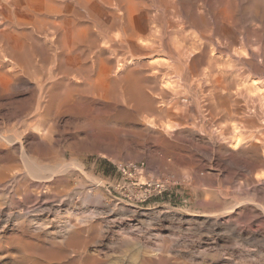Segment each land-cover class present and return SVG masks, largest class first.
Masks as SVG:
<instances>
[{"label": "rangeland", "instance_id": "obj_1", "mask_svg": "<svg viewBox=\"0 0 264 264\" xmlns=\"http://www.w3.org/2000/svg\"><path fill=\"white\" fill-rule=\"evenodd\" d=\"M228 1L229 0H198V1L197 0H187V1L186 0H181V1L177 0L178 5L180 6V10H179L180 14L181 15L183 14V16L190 14L189 18L196 20L198 22V25L196 27H193L194 29L190 28L187 31H185L186 29L185 30L181 29V30H179V32H181V34H179V36H177V37H175V35H176L175 34L174 36H172V38L173 37L175 39L178 38L177 40H179L180 39L179 37L181 36V39L183 40L184 34H185V36L186 35L191 36V34H193L191 37H188V38L191 40H192V38L196 39V36L200 37V35H199L200 33L197 32L198 31L197 28H199V25L201 26L206 22L205 25H208L209 26L208 30H210L208 33V39L210 38L209 41L215 43V41H217L219 36L222 35V37H225L224 42H227L233 46L235 45L233 47V49H232V47H226L225 45H222L223 47L220 48V53H221V57H222L221 60L224 59L225 63L226 62L228 63L226 65L224 63V60H223V62L221 63L222 66L226 65L227 69L229 67V69L228 70L226 69V70H227V73H231L230 70L232 68H234L235 65H238L239 68L241 69V70L239 69L240 73H242V74L240 77L241 79L240 78L238 79L239 81L228 82L229 81L228 80V81H226V84H224L223 82H225V79H220L218 77H215V76H218V74L215 75L214 78H212V79H211V77L208 80L203 79L202 74L204 73V70L207 69L206 64H204L206 67L205 66L203 67L204 62L198 63L197 64L198 66L195 65L196 67H195L194 71H192L191 68L190 69L188 68L189 70L187 69L184 72L183 71L184 65H183L182 60L174 59V60L170 61L168 59L170 62H166L167 58H164V57L160 58V59H162L161 61L165 60L164 62L167 63V65L172 63L170 65L173 66V69L168 72L169 73L168 78H170L172 83L171 82H165V83L164 82H157V83L145 82L146 83L145 89H147L148 92L150 91L151 94L153 92V94L151 95V94H149L150 92L148 93L146 91L148 93V95L153 97V99L156 101V103L159 101L157 103L159 110H160V108H161V110L164 108L161 111L162 113H160V115L161 114L164 115V116L161 115V118L163 117V119H162L160 124H163V125L164 124H170V125L174 126V122H175L176 125L174 126V129L171 132L172 138L171 137L169 138L170 135L164 133L165 131L163 132L162 128L160 130L150 129L149 134L150 133H152V134L149 135L147 132H144V131L141 132L140 131V128H141V130L143 129L142 126H140V127L137 126L136 128H138V129H135V126L129 125V126H127L128 128L126 127V129H125V133H123L119 136L116 135L115 137H112V139H110L111 140L110 142H107V143L102 142L101 135H99V131L97 130V125L99 123V119L102 120L104 118L107 119L109 117L108 120L115 121V120H118L119 118H121V116L123 114L122 111H124L126 108L125 103L123 104L121 101V100H123L122 98L120 99V102L117 103L118 106L116 104H113V103L111 106H106V105H104V103L101 104V99H98V97H84V99H82L81 103H79L76 107L71 108L69 110H67L66 108H63V109H59V110L56 109V110L48 111L44 115L45 116L44 120H46V121H42L40 123L39 122L37 123V126L38 125L42 126V124H44V122H46L42 127L47 129V132L45 131V134L47 133L46 134L47 136L45 137V139H46L47 145L48 146L50 145V146L48 147L49 149H47L43 152L44 156L47 158L49 156L48 159H57L58 157L66 154L67 156L65 155V158L68 161L69 160L75 161L80 166V168H72V169L68 170V172L63 177H61L60 179H57V180H59L58 182L61 185H58V182H56L54 185H52V188H49L47 190V193L44 194L45 196L48 197V198L46 197V199H45L47 203L43 199L41 201L43 204L40 201L38 202V200H37L38 196L39 195L41 196L40 191H42L38 186H35V187H38L40 190L39 189L37 190V188H35V187L34 188L32 187L30 189V191L32 189H34V191L36 190L35 192L27 191L28 192L27 193L26 191L22 190L25 188L26 184L28 185L30 183H34V182H32L34 180H32L31 176L27 172H24V171L21 172L20 171L22 169L21 167L19 169H17L16 172H15V170L13 171V173H12V171H10V174L8 171L6 173L5 170L0 169V185H1L0 186L1 187L0 188V210H1L0 211V213H1L0 214V218H1L0 219V223H1L0 228L2 229V230L0 229L1 230V232H0V248L2 249V250L0 249V264H5V263L6 264H21V262L24 264H29L28 260H35L36 257H38L36 259V261L37 260H41V261L45 260L44 261L45 264H48V263L49 264H55V263L56 264H60V263L61 264H79V263L85 264L87 260L90 262H93L94 264H104V263H106V264H124V263L125 264H128V263L133 264V262L137 261V259L140 261L139 262L137 261L134 264H143V263L144 264H156L155 262H157V264L158 263L159 264H164V263L167 264L168 262H169V264H234V263L235 264H240V263H242V264L243 263H245V264H264V245H263L264 244V213H261V211L264 212V200H263V198H264L263 197L264 196V161L262 160V158H264V151H263V148H264V139H263L264 138V115L262 114V112L264 113V103L262 102L263 101L262 99H264V93H263L264 92V70H263L264 64L261 65V63H263L262 61H264V54H263V52H264V40H263L264 39V37H263L264 36V0H230L229 1L230 3ZM197 4H198V6H197ZM199 5H202V6L199 7ZM192 6H193V8L195 7L197 9V10L195 9L196 12H199L200 15L202 14L201 16L205 15V20L202 19L204 22L201 19H199V17L196 14H194L195 10L190 12ZM220 9H222V11ZM184 11L187 14L184 13ZM205 11L207 13H203ZM223 11H224V13H223ZM218 12L223 13L224 16H222V17H225L224 18L225 20L227 19L226 21L221 23L222 25L217 24V21L219 18ZM195 15H196V19H195ZM219 16H221V14ZM174 20L175 19H173L172 23H174V22L176 23V20L175 21ZM230 22H231V24H228ZM234 26H235V28L233 29ZM183 31H184V33H183ZM218 31L220 34L218 33ZM224 32H225V34H224ZM228 37H229V39H228ZM238 38H241V39H238ZM200 39H202V38H200ZM205 40H207V39H205ZM240 40L242 41V43L238 42ZM236 42L239 45L241 44L243 46L237 45ZM251 47L253 50L254 49H257V50L253 51L251 49ZM253 47H255V48H253ZM234 49H236V50H234ZM222 50H223V52H222ZM215 51L212 52V50H210V52H211L210 54L212 55V53H213V55L218 56L219 54L217 53V51L215 53ZM249 51L250 52L253 51L252 52L253 54L254 53L259 54V55H257V58L259 60L258 59L255 60V65L250 63L253 61V59L251 58L253 54L250 53ZM234 52H237V55ZM240 52L242 55L240 54ZM242 52H244L245 54ZM229 53L231 56L234 54L233 57H231L229 55ZM225 54L229 55V59H227L228 55L226 56ZM245 55H246V57H249V60L247 58H245ZM240 58L241 59L244 58V60L241 61ZM250 58H251V60H250ZM246 59L248 61H246ZM50 60H51V62H50ZM179 61L181 62V64ZM33 63H35V64H33ZM33 63H32V65H31V67L27 73H21L17 76V78H14V85L15 86L13 87V91L15 90L14 91L15 94H17V95L14 94V99L19 102V106H21L23 104V102L26 100V102L24 104H27V102H29L28 105L30 104V106H31L30 107L31 113H32V115H35L36 109H34V108H36L35 103L37 100V89H36L35 85L40 83V82L37 83L36 81L37 80L41 81L43 78H44L43 80L50 79L52 77V71L51 70L53 69L55 62H54L53 56L51 54V51L46 50V53L44 55L40 53L39 55H37V57H34ZM165 63L163 65H166ZM173 63L174 64L176 63V64L173 65ZM223 63H224V65H223ZM39 64L41 66L40 70H39V67H40ZM49 65H51L50 66L51 70L47 69V68H49L48 67ZM229 65H232L233 67L232 66L230 67ZM244 65H245V68H243ZM174 66H175V68H174ZM181 66H183V67L181 68ZM204 68H206V69H204ZM256 68L257 69L260 68L259 69L260 71H258V70L256 71ZM41 70L43 72H41ZM173 70H175V71H173ZM171 71H172V73H171ZM36 72H37V74H36ZM174 72H177V73H174ZM179 72L181 75L179 74ZM247 72L251 73V74L249 73L250 77L247 74ZM258 72H259V74H258ZM170 74H172V75H170ZM254 74H255V76H254ZM20 75H22V76H20ZM177 75L179 77H181L182 79L177 77ZM200 75H201V77H200ZM246 75H247V77H246ZM19 77H20V79L18 80ZM22 78L25 79V81L22 80ZM28 78H29V80H28ZM33 78H34V80H33ZM197 78H198V80H197ZM247 78L249 80H247ZM3 79L5 80L6 78L2 77L0 79L1 83L13 81L11 79H9V80L6 79L7 81L6 80L4 81ZM175 80H178L179 82H176ZM183 80H185V81H183ZM204 80H206L207 82L206 81L203 82ZM251 80H253V81L251 82ZM191 81H193V82H191ZM246 81H248V82H246ZM197 82L198 83L200 82L199 83L201 86L200 88H199V84ZM159 83H161L162 85L161 84L159 85ZM182 83H183V88L181 86ZM210 83H211V85H210ZM230 83H232V84H230ZM233 83H234V85H233ZM46 84H49V82H46ZM170 84L172 85V87ZM177 84L179 87H177ZM235 84H237V85H235ZM25 85H26V87H24ZM166 85H168V86H166ZM197 85H198V87H196ZM238 85H239V87H238ZM163 86H165V88ZM169 86H170V88H167ZM174 86H176V87H174ZM160 87L161 88L163 87L162 89H164L166 92L162 91V89ZM19 88L21 91L23 90L22 93L19 90ZM59 88H61V89H59ZM59 88L57 89L58 91L56 90L57 92H59V93L64 92V90H65L64 87L60 86ZM166 88L169 91L166 90ZM171 88H173L172 89L173 91L171 90ZM198 88H199V91H198ZM176 90H177V92H176L177 94L174 93V97H173L172 96L173 92H175ZM207 90H209L210 92L212 91V92L209 93ZM234 90H236V91H234ZM16 91L18 93H16ZM158 92L161 94L160 95L155 94ZM197 92H199V94L200 93L201 94L203 93V94L202 95L200 94V96H199V94H197ZM239 92L242 93V95H241L242 97L241 96L238 97ZM168 93H171V94H168ZM179 93H181V94H179ZM234 93H236V94H234ZM154 94H155V96H153ZM185 94L186 95L188 94V95L186 96ZM176 95H178V96H176ZM203 95L206 97L204 98ZM217 95H219V96L217 97ZM227 95H228V97H227ZM235 95H237V96H235ZM262 95H263V98L261 97ZM26 96L27 97L32 96L31 97L32 101H30L29 97L27 98ZM167 96H169V98ZM201 96L204 98V100ZM257 96H258V98H256ZM23 97L26 99H24ZM175 97L176 98L179 97L181 99H175ZM182 97H183V100H182ZM212 97L214 98V100H212L213 99ZM250 97L252 98V100ZM170 98H172V99L170 100ZM218 98H220V99H218ZM248 98L251 100L253 106L251 105V102L250 103L248 102V101H250V100H248ZM167 100H169V101L166 103ZM231 100L233 101L232 103H231ZM246 100H248V101H246ZM88 101L89 102L91 101V104ZM164 101H165V103H164ZM212 101H214L215 104L217 103L219 105H217V104L214 105V103ZM229 101H230L231 105L228 104ZM20 102H22V104ZM170 102H171V104H170ZM203 102H204V104L205 103L206 104L204 105ZM247 102H248V104H246ZM95 103L98 105V107L96 106ZM196 103H197V105H196ZM220 103H221V105H220ZM89 104L93 107L89 106ZM163 104L165 105V107L166 106L167 107L165 108L164 106H162ZM166 104H168V105H166ZM79 105H81V106H79ZM169 105H170V108H169ZM176 105H178V106H176ZM183 105H185V106L189 105V106L183 107ZM225 105H230V106L226 107ZM103 106H104V108H103ZM123 106H125V107H123ZM175 106L179 109H176ZM181 106H182V108H181ZM174 107H175V109H174ZM249 107H250V109H249ZM227 108H229V109H227ZM251 108H252V110H251ZM114 109L117 112H115ZM201 109H202V111H201ZM230 109L232 111H230ZM243 109H244V111H243ZM112 110H113V112H112ZM225 110H227V111L229 110V111L227 112ZM33 111H34V113H33ZM173 111H176V112H173ZM180 111H181V113H180ZM240 111L243 113H241ZM177 112H179V113H177ZM3 113H2V115H3ZM93 113H95V114H93ZM230 113H232V114H230ZM48 114L52 118V120L50 119ZM68 114H69L70 119L67 116ZM223 114L225 115V119H223L224 118ZM240 114H241V116H240ZM2 115L0 112V116H1L0 117L1 118V120H0L1 121L0 122L1 123L0 134L9 133L8 129L6 128L7 125H5L6 124L5 118H3L4 115H3V117H2ZM59 115H60V117H58ZM90 115H91V117H90ZM181 115H183V116H181ZM202 115L206 116V117H202ZM220 115L221 116L223 115V116L221 117ZM233 115H236V117ZM105 116H107V117H105ZM231 116L233 119H229V118H231ZM72 117L74 119L76 118L75 121L74 120L71 121ZM97 117H99V118H97ZM55 118H57L56 121H55ZM58 118H60V119H58ZM95 118H97V119H95ZM165 118H167V119H165ZM203 118H205V119H203ZM66 119H69L70 121L66 120ZM96 120H98V121H96ZM196 120H198V121H196ZM64 121L66 123H63ZM223 121L225 122V125H224ZM228 121L231 124L233 122L234 123L231 125L230 123H228ZM49 122L51 125H47V123L49 124ZM56 122H58V124ZM59 122H61V123H59ZM70 122H71V124H70L71 126L68 125ZM73 122H74V124H72ZM79 123L81 126L79 125ZM178 123L181 126H179ZM238 123H240V124L238 125ZM63 125H65L66 128ZM78 125L80 126V129H79V127H76ZM221 125H222V127H221ZM234 125H235V127H237V130L239 128V131H240V132L239 131L236 132L237 137L240 138L239 139L240 141L237 140L238 143H235L236 146H234L235 145L234 140H231L232 138L234 139V136H235L233 130H231L234 127ZM55 126H57V128ZM73 126L75 128H78V129H75ZM82 126H83V128H82ZM238 126H240V127H238ZM19 127H17V134H19V137H20V143L18 144L19 146L25 147V145L27 144L25 140H28V139H29L28 140L29 143L32 142V143H30L31 146L33 145V143L37 144L38 140L40 141V139H39L40 133L37 134V132L38 131L40 132V130H38V129L36 130L37 127L32 129L33 134H30V135L29 134H26V135L23 134ZM176 127H178V130ZM53 128H55V129H53ZM218 128H219V130H217ZM222 128H224V131ZM67 129L68 130L70 129L71 131L67 132ZM84 129L87 131L85 132ZM51 130L52 131L54 130V131L51 132ZM65 130H66V132H64ZM75 130H80V132L77 131V133H76ZM94 130H96V131H94ZM72 131L74 132V138L72 136L73 135ZM157 131L163 133L166 137L168 136L167 138H169L170 140H172V141L174 140L173 143H175V144L178 143L180 148H182L181 152H183L184 154L188 151L187 156L190 157V160H193L192 158H194L193 162H191L189 160L184 161V162H187L188 163L187 164V163L179 162V161H176L177 162L176 163L175 161L169 160L167 163H159L158 164L156 162H152V160L150 161V159H152L151 152L154 151V149H156V147H158L157 146L158 145V141H157L158 135H155ZM216 132L220 133V135L217 134ZM222 132H223V134H222ZM11 133H12V131H11ZM49 133H50V135H48ZM64 133H65V135H63ZM68 133H71V134L69 135ZM179 133H181V134H179ZM77 134H79V135H77ZM216 134H217V136H216ZM233 134H234V136H233ZM67 135H68V137H66ZM146 135L148 138L146 137ZM175 135H176V138H175ZM179 135H181V136H179ZM221 135L223 137H221ZM31 136H33V137H31ZM77 136H78V138H77ZM98 136H99V138H98ZM47 137L49 138L48 140H47ZM57 137H59V138L57 139ZM61 137H63L65 140H62L63 138H61ZM92 137H94V138H92ZM144 137H145V139H144ZM227 137H228V140H227L228 142L225 141V139H227ZM50 138H52V139H50ZM146 138L148 139L147 141H146ZM229 138H230V140H229ZM56 139L59 141L55 143L54 141ZM84 139H85V142H84ZM92 139L96 140V143L94 142L95 147H94V144L91 143V142H93ZM66 140L67 141L70 140L69 143ZM244 140H246V142ZM33 141H36V142H33ZM51 142H54V143H51ZM60 142H61V144H60ZM63 142H64V145L62 144ZM109 143L111 144V146L113 145V147H110ZM228 143L229 144L231 143V145H229ZM55 144H57V145L59 144L60 146H57L58 147L57 148L55 146ZM91 144H92V146H91ZM147 144H149V145H147ZM65 145H67V146H65ZM97 145H99V146L96 147ZM145 145L147 147H149L151 145L152 147L150 146L149 147L150 150H149V149H147V147ZM182 145H184V146H182ZM187 145L189 147H187ZM190 145H192V146H190ZM227 145L230 146V148ZM258 145H259V147H258ZM34 146L37 147L35 144H34ZM256 146L259 149L256 148ZM59 147L60 148L62 147V148L59 149ZM101 147H104V148H101ZM244 147H245V149H243ZM193 148H194V150H193ZM237 148L238 149L240 148V149L238 150ZM189 149H192V151H195V152H192ZM200 149H201V151H199ZM241 149H242V154L240 153ZM260 149L262 150V153H260L261 152ZM99 150H100V152H99ZM247 150H249L253 154L250 152L249 153L246 152ZM251 150H253V151H251ZM9 151H13V149L8 146L5 148V150H3V153H0V155L4 154V152L7 153ZM138 151H141L144 154L141 152L139 153ZM190 151L192 152V155L194 154L193 156L191 155ZM238 151H240V152H238ZM189 152H190V155H189ZM197 152H199V153H197ZM201 152H202V155H201ZM233 152H237V153H233ZM101 153H103V154H101ZM231 153L234 154L235 156H233ZM243 153H244V155H243ZM140 154H143V157ZM224 154H225V156H224ZM228 154L230 155V157ZM236 154H237V156H236ZM255 154H256L257 159H255L256 158ZM262 154H263V157H262ZM105 155H107V156H105ZM108 155H109V157H108ZM145 155H148V157ZM138 156L140 158L141 157L142 158L140 159ZM218 156H220V157L218 158ZM17 157L21 159V156L19 153L17 154ZM35 158L36 157L34 156L33 159H35ZM230 158L231 159L233 158V159L231 160ZM148 159L151 163L148 162ZM34 161H36V160H34ZM260 161H262V162H260ZM131 163H133V164H140V163L146 164L145 165L146 169H145V173H144V175H145L144 178H141L140 176H135V175L134 176L124 175L123 176L120 169H122L124 166H126V164L128 165ZM152 163H154V164L152 165ZM19 164H21V161L19 162ZM240 165H241V167H240ZM244 168L246 169V171ZM79 170H81V171H79ZM17 172H18V174L19 173L20 174L18 175ZM87 173H89V174H87ZM252 173L254 176L252 175ZM15 175H17V176H15ZM15 177H16L17 181H16ZM137 177H140L139 179H140V182H142V183L148 179L166 180L168 183V187H170V189L162 195H157V196L154 195V196H151L150 198H148L147 200H145V196L142 194L140 187L137 185L138 184V180L136 179ZM12 179H13V181H12ZM21 179H23V181ZM26 179H28V180H26ZM6 181H8V182H6ZM259 181H260V183H259ZM6 183H7V185H6ZM8 183H9V185H8ZM258 183H259V185H258ZM36 184L38 185V182H36ZM14 185H16V186H14ZM55 185L56 186L58 185V187H56ZM260 185H262V186H260ZM12 186H13V189H12ZM53 186H55L56 189H54ZM15 187H16V189H14ZM52 189L54 192L52 191ZM87 189L90 192H88ZM86 190H87L88 195L86 194ZM19 192H20V194H18ZM32 193L33 194L35 193V194L33 195ZM53 193H54V195H53ZM60 194H62V195H60ZM258 194H259V197H258ZM59 195L62 198H60ZM12 196H13V198H12ZM51 196H53V197H51ZM33 197H35L36 199ZM207 197H208V199H207ZM21 198L23 201L21 200ZM83 198L85 200H83ZM250 198H252V199H250ZM28 200H30V201H28ZM49 200H51L52 202ZM19 201H20V203H19ZM62 201H63V203H62ZM25 202H27V203H25ZM30 202H31V204H30ZM16 203L20 204V206L17 205ZM33 203H35V204H33ZM13 204L17 205V206H14ZM67 204H68V206H67ZM204 204H206V205H204ZM27 205L30 208H28ZM35 206H37V208ZM38 207H39V209H38ZM40 207L42 209H40ZM232 207H234V208H232ZM211 208H212V211H211ZM217 208H219V210ZM260 208H261V211H260ZM24 209L25 210L27 209L28 211H25ZM213 209L214 210L216 209V211H214ZM227 209L229 211H227ZM247 209H248V211H247ZM252 209H254V210L256 209V210L252 211ZM240 210H241V212H240ZM35 211H38V212H35ZM3 212H4V214H3ZM26 212L28 214H26ZM29 212L32 214H30ZM253 212H254V214H253ZM34 214H36V215H34ZM218 214H219V217H218ZM37 215H39V216H37ZM7 216H11L12 218H10V217L6 218ZM255 216L256 217L258 216V218L256 219ZM20 217H22L23 220L20 219ZM75 217L77 218V222L79 221V219H81L85 225L81 224L82 223L81 220L79 221L80 224H79V222L77 223L75 221L76 220ZM88 217H89V219H88ZM46 218L48 221L46 220ZM24 219H25V221H24ZM26 219H27V221H26ZM28 219L31 221H29ZM73 219H75V220H73ZM208 219H209V222H208ZM233 219H234V221H233ZM20 220L22 222L24 221L25 223L24 222L22 223ZM41 220H43V221H41ZM88 220H90V222ZM251 220H252V222H251ZM46 221H47V223H44ZM206 221H207V223H206ZM212 221H213V223H212ZM5 222H7L8 224L6 225ZM30 222H32L33 224ZM64 222H67V223H64ZM245 222H248V225H246ZM26 223L27 224L29 223V225H26ZM35 223L37 226L35 225ZM41 223H43L44 226H43V224L41 226L40 225ZM70 223L73 225L69 226V225H71ZM89 223H91V224H89ZM17 224H18V226H17ZM22 224H24V227ZM64 224L66 225V227L68 226L67 229H65L66 227L64 226ZM77 224H79L80 227ZM86 224H87V226H86ZM210 224H212V226ZM249 224L251 225V227ZM253 224H254V226H252ZM256 224H257V226H256ZM262 224H263V226H262ZM38 225H40V226H38ZM76 225H77V227H74ZM91 225H93V226H91ZM4 226H5V228H4ZM35 226L37 228H35ZM83 226H84V228L86 226V228L82 229ZM242 226L244 227V230H243ZM247 226H248V228L246 229ZM21 227H23V228L21 229ZM25 227L27 229H25ZM69 227L70 228L72 227L71 228L72 231L69 230ZM78 227L82 230H79ZM88 227H89V229H88ZM94 227H95V230H94ZM213 227H215V228H213ZM91 228H93V229H91ZM102 228L105 229V231ZM35 229H37L38 231ZM40 229L43 231H41ZM64 229H65V231L68 230L69 232H67V231L65 232ZM76 229L78 231H76ZM92 230H93V232H92ZM248 230L249 231L251 230V231L248 232ZM254 230H257V231H254ZM17 231H20V232H17ZM39 231L41 234L39 233ZM61 231H63L65 234L61 233ZM245 231H247V232H245ZM16 232H17V234H16ZM37 232H38V234H37ZM50 232H52V233H50ZM53 232L55 234L57 233L56 236ZM76 232H78V233H76ZM226 232H227V234H226ZM9 233L10 234L12 233L11 234L12 238H11ZM58 233H59V235H58ZM75 233L77 234L76 236H74ZM79 233H81V234H79ZM86 233L88 234L89 237L86 236ZM8 234H9V236H8ZM14 234H16V235H14ZM32 234H34V235H32ZM66 234H67V237L65 236ZM240 234H242V235H240ZM35 235H37L38 237ZM247 235L250 238H248ZM52 236L54 239L52 238ZM90 236H92L93 238L95 237L94 238L95 240ZM232 236H234V238ZM6 237H7V239L9 238L10 240L8 239L7 241H5ZM42 237H43V239H42ZM44 237L46 238L45 241H43ZM70 237H72V238H70ZM51 238L53 240H51ZM65 238L67 241L64 240ZM67 238H70V239L68 240ZM91 238L94 240L93 243H92ZM256 238L258 239V242H257V240H255ZM31 239L33 241L35 239L36 240H35V242H33ZM80 239L81 240L85 239V241H80ZM59 240H62V241H59ZM78 240L80 243L78 242ZM86 240H88V241H86ZM252 240H254L255 242ZM259 240H261V241H259ZM49 242L50 243L52 242L51 244H52L53 248L51 247V244H49ZM71 242H72V246H71ZM89 242H91V243H89ZM37 243H39V244L37 245ZM62 243H63V245L64 244L65 245L63 246ZM81 243L82 244L84 243L85 245L84 244L81 245ZM143 243L147 244L148 246L144 245ZM53 244L55 245V247ZM90 244H92V245H90ZM15 245H17L18 247ZM44 245H46V247ZM57 245H60V246H57ZM37 246H39V247L41 246V248H39ZM62 246L65 248H62ZM83 246H85V247H83ZM125 246H127L128 248ZM137 246L140 249L139 248L133 249V248H136ZM149 246L151 248H149ZM14 247L16 248V250ZM56 247H57V249H56ZM58 247H59V249H58ZM129 247H131L133 250L131 251L130 250L131 248H129ZM146 247H147V249H146ZM61 248H62V251H60ZM76 248L77 249L80 248L81 250H83L82 251L83 253H81V250L78 253L79 250H77ZM19 249H20V252H18ZM159 249H161V251ZM144 250L146 253H144ZM65 251L67 252V254L69 252L70 253L72 252L71 255L68 254V256H70V257H68L65 254ZM84 251L86 254H84ZM134 251L135 252L139 251V252L133 253ZM156 251H157V253L160 252V254L156 253L157 254L156 255L155 254ZM74 253H76V254L74 255ZM139 253L141 255H139ZM147 253L149 254V256L147 255ZM77 254L79 256H77ZM131 254L134 256L136 255V256L134 257ZM82 255H83V257H82ZM93 255H94V257H93ZM27 256H28V258H27ZM66 257H68V259ZM84 257H86V258H84ZM10 258H12V259L15 258V259L12 260ZM18 258H20V261L18 260ZM23 259L25 260V262H23L24 261ZM158 259H159V262L157 261ZM230 259H231V261H230ZM16 260H18L17 261L18 263L16 262ZM77 261L78 262L80 261V262L78 263ZM227 261L229 263H227Z\"/></svg>", "mask_w": 264, "mask_h": 264}, {"label": "bare ground", "instance_id": "obj_2", "mask_svg": "<svg viewBox=\"0 0 264 264\" xmlns=\"http://www.w3.org/2000/svg\"><path fill=\"white\" fill-rule=\"evenodd\" d=\"M181 1V0H180ZM187 1V0H186ZM198 1V0H197ZM230 1V0H229ZM228 1V2H229ZM184 2V1H183ZM190 2V1H189ZM194 2V1H193ZM230 3V2H229ZM232 3V2H231ZM193 4V3H192ZM202 4V3H201ZM223 4V3H222ZM228 4V3H227ZM219 5V4H218ZM198 6V4H197ZM202 5H199V7ZM204 7V6H203ZM236 7V6H235ZM202 8V7H201ZM196 8L192 6L190 12H192L193 10H195ZM180 6L177 3V0H0V79L2 77L6 78L7 80L11 79L13 80L12 82H6V83H1L0 82V112L3 118H5V122L7 125L6 128L8 129L9 133H5V134H0V153H3V150H5L6 147H11L13 149V151H9L7 153L4 152V154L0 155V169H3L9 172L13 171L17 169H19L20 167L23 169H21V172H27L32 180V182L34 183H30V184H26L25 188L22 189L24 191H30V189L35 186H38L42 191L41 192V196H38V202L42 201L43 199L45 200L47 196H45L44 194L47 193V190L49 188H52V185H54L56 182H58L61 177H63L68 170L72 169V168H80V166L75 162V161H68L65 158V155H62L60 157H58L57 159H48L47 157L44 156V151L49 149L46 143V139L45 137L47 136L45 134V131L47 132V129H45L44 127H42L46 122H44V124L38 125L37 123L42 122V121H46L44 120L45 118V114L48 111L51 110H56V109H63L66 108L67 110L76 107L79 103H81L82 99H84V97H98V99H101V104L104 103V105L106 106H111L112 103L116 104L120 102V99L122 98L123 100L122 103H125V110L122 111V116L121 118H119L118 120L115 121H110L107 119H99V123L97 125V130L99 131V135H101V140L102 142H110L112 139V137H115L116 135H121L123 133H125V129L127 126L129 125H133L135 126V129L137 126L140 127L142 126V130L140 128L141 132H147L149 134L150 129L152 130H160L162 128L163 132L170 135L169 138L171 137V132L174 129V126L176 125L174 122V126L170 125V124H160L163 117L161 118L160 113H162L161 111L164 109L159 110L158 106H157V102L153 99V97H151L150 95H148V92L146 88V83L145 82H171L170 78H168L169 76V71L173 69V66L165 63L164 61H161L162 57L167 58V60L169 59L174 60V59H180L183 61V66H181V68L183 67V71L185 72L188 68L192 71H194L195 69V65H197L200 62H204L203 63V67L205 66L204 64L207 65V69L204 70V73L202 74L203 79H209L211 77L214 78L215 75L218 74V77L220 79H225V82H223L224 84H226V81L228 82H237L239 81L238 79L241 77L240 73V68L238 65H235L234 68H232L230 71L231 73H227L228 69L226 68V65L228 64L227 62L224 63L226 65L222 66V62L223 60H221V53H220V48H222V45H225L226 47H233V45L224 42L225 37H222V35L219 36V38L217 39V41L211 42L208 39V33L210 30H208L209 26L205 25L206 22L203 25H199V28L197 32H199L200 37L196 36V39H189L188 37H191L193 34H191V36L183 35V40L181 39V36L179 37L180 39L177 40L172 38V36L175 37L179 36V34H181V32H179V30H185L187 31L190 28L196 27L198 25V22L192 18H189V15H185L183 16V14L181 15L180 12ZM185 10V9H184ZM197 10V9H196ZM196 10L194 11V14H196L199 19H203L205 20V15L201 16L199 12H196ZM222 11V9H220ZM184 13H186L184 11ZM203 13H207L206 11ZM219 13V12H218ZM224 13V11H223ZM223 13H219V15L221 14V16L218 15V21L217 24L218 25H222L221 23H223L224 21H226L224 18L222 17L224 16ZM187 14V13H186ZM223 14V15H222ZM238 14V13H237ZM196 15H195V19H196ZM240 15V14H239ZM233 18V17H232ZM173 19L176 20V23H172ZM174 20V21H175ZM202 20V21H203ZM213 20V19H212ZM204 22V21H203ZM228 24H231L228 23ZM237 25V24H236ZM213 26V25H212ZM224 26V25H223ZM214 27V26H213ZM222 27V26H221ZM223 28V27H222ZM235 28V26L233 27V29ZM194 29V28H193ZM223 30V29H222ZM235 31V30H234ZM223 32V31H222ZM184 33V31H183ZM191 33V32H190ZM219 33V31H218ZM220 34V33H219ZM225 34V32H224ZM214 36V35H213ZM232 36V35H231ZM194 37V36H193ZM233 37V36H232ZM264 37V36H263ZM202 38V39H200ZM213 38V37H212ZM211 38V39H212ZM204 39V40H203ZM207 39V40H205ZM229 39V37H228ZM237 39V38H236ZM241 39V38H238ZM243 39V38H242ZM215 40V39H214ZM264 40V39H263ZM192 41V42H191ZM226 41V40H225ZM241 41V40H240ZM239 43H242V41ZM232 42V41H231ZM245 42V41H244ZM190 44V45H189ZM237 45H239L236 42ZM262 44V43H261ZM236 45V46H237ZM241 45V44H240ZM239 45V46H240ZM260 45V44H259ZM258 45V46H259ZM243 46V45H241ZM261 47V46H260ZM215 48V49H214ZM237 48V47H236ZM242 48V47H241ZM245 48V47H244ZM255 48V47H253ZM257 48V47H256ZM225 49V48H224ZM240 49V48H239ZM250 49V48H249ZM252 49V47H251ZM47 51H51V54L53 56L55 65L53 67V69H50L49 65L47 69H50L52 71V77L50 79L47 80H41V81H36L38 84H36V89H37V100H36V111H35V115H32L31 113V106L30 104L28 105L29 102H27V104H24L26 102V100L23 102H20L22 105L19 106V102L16 101L14 99V94H15V90L13 91V87L14 85V78H17V76L21 73H27L28 70L30 69L33 61H34V57H37V55L41 54H45ZM210 50H212V52H214L215 50L217 51V53L219 54L218 56L216 55H212L210 54ZM236 50V49H234ZM253 50V49H252ZM255 51L257 49H254ZM253 50V51H254ZM215 51V53H216ZM240 51V50H239ZM252 51V52H253ZM223 52V50H222ZM227 52V51H226ZM250 52V51H249ZM250 52V53H252ZM237 55V52H234ZM244 53V52H242ZM241 54V52H240ZM245 54V53H244ZM253 54V53H252ZM264 54V52H263ZM223 55V54H222ZM226 55V54H225ZM228 55V54H227ZM226 55V56H227ZM230 55V53H229ZM229 55L227 57V59H229ZM234 55V54H233ZM233 55L231 57H233ZM242 55V54H241ZM250 55V54H249ZM257 55L254 53L252 55V59L253 61L250 62L251 64L255 65V60L258 59ZM263 56V55H262ZM238 57V56H237ZM240 57V56H239ZM235 58V57H234ZM249 60V57H246ZM250 58V60H251ZM238 59V58H237ZM241 59V58H240ZM246 59V61H248ZM263 59V58H262ZM261 59V60H262ZM166 62H170L169 60ZM232 60V59H231ZM234 60V59H233ZM244 60V58L241 59V61ZM259 60V59H258ZM177 61V60H176ZM229 61V60H228ZM38 62V61H37ZM51 62V60H50ZM173 62V61H172ZM175 62V61H174ZM180 62V61H179ZM178 62V63H179ZM237 62V61H236ZM259 62V61H258ZM257 62V63H258ZM264 64V61H262ZM166 65H163V64ZM177 63V62H176ZM175 63V64H176ZM201 63V64H202ZM230 63V62H229ZM239 63V62H238ZM35 64V63H33ZM173 63V65H175ZM181 64V62H180ZM232 64V63H231ZM241 64V63H240ZM37 65V64H36ZM200 65V64H199ZM221 65V66H220ZM260 65V64H259ZM258 65V66H259ZM260 65V66H261ZM40 66V64H39ZM198 66V65H197ZM230 67L232 65H229ZM253 66V65H252ZM206 67V66H205ZM233 67V66H232ZM255 67V66H254ZM41 66L39 67L40 70ZM175 68V66H174ZM242 68V67H241ZM245 68V65L244 67ZM263 68V67H262ZM35 69V68H34ZM188 69V70H189ZM227 69V70H226ZM240 69V70H239ZM254 69V68H253ZM260 69V68H259ZM259 69L256 68V71H260ZM264 70V69H263ZM262 70V71H263ZM32 71V70H31ZM175 71V70H173ZM182 71V72H183ZM203 71V70H202ZM41 72H43L41 70ZM49 72V71H48ZM244 72V71H243ZM172 73V71H171ZM177 73V72H174ZM201 73V72H200ZM199 73V74H200ZM250 73V72H249ZM247 72V74L250 77V74ZM254 73V72H253ZM252 73V74H253ZM37 74V72H36ZM180 74V72H179ZM178 74V75H179ZM185 74V73H184ZM259 74V72H258ZM44 75V74H43ZM48 75V74H47ZM172 75V74H170ZM176 75V74H175ZM174 75V76H175ZM177 75V77H179ZM181 75V74H180ZM186 75V74H185ZM22 76V75H20ZM255 76V74H254ZM41 77V76H40ZM176 77V78H177ZM189 77V76H188ZM201 77V75H200ZM247 77V75H246ZM253 77V76H252ZM251 77V78H252ZM24 78V77H23ZM25 81V79H23ZM172 78V77H171ZM180 79H182L181 77H179ZM5 79V80H6ZM20 79V77L18 78V80ZM40 79V78H39ZM186 79V78H185ZM189 79V78H188ZM196 79V78H195ZM241 79V78H240ZM4 80V79H3ZM2 80V81H3ZM4 80V81H5ZM6 80V81H7ZM29 80V78H28ZM34 80V78H33ZM190 80V79H189ZM198 80V78H197ZM214 80V79H213ZM247 80H249L247 78ZM31 81V80H30ZM176 82H179L178 80H175ZM174 81V82H175ZM185 81V80H183ZM194 81V80H193ZM191 81V82H193ZM206 80H204L203 82H205ZM253 80H251L252 82ZM22 82V81H21ZM35 82V83H36ZM46 82H49V84H46ZM173 82V83H174ZM187 82V81H186ZM185 82V83H186ZM190 82V81H189ZM202 82V83H203ZM207 82V81H206ZM243 82V81H242ZM248 82V81H246ZM26 83V82H25ZM184 83V84H185ZM198 83V82H197ZM200 83V82H199ZM198 83V84H199ZM239 83V82H238ZM18 84V83H17ZM161 83H159L160 85ZM189 84V83H188ZM228 84V83H227ZM232 84V83H230ZM240 84V83H239ZM33 85V84H32ZM162 85V84H161ZM165 85V84H164ZM171 85V84H170ZM174 85V84H173ZM176 85V84H175ZM205 85V84H204ZM211 85V83H210ZM234 85V83H233ZM237 85V84H235ZM242 85V84H241ZM17 86V85H16ZM30 86V85H29ZM62 86L65 88L64 92L59 93L57 92L58 88ZM151 86V85H150ZM153 86V85H152ZM168 86V85H166ZM182 88H183V83H182ZM189 86V85H188ZM187 86V87H188ZM193 86V85H192ZM191 86V87H192ZM213 86V85H212ZM22 87V86H21ZM26 87V85L24 86ZM165 88V86H163ZM162 87V88H163ZM172 87V85H171ZM176 87V86H174ZM177 87L178 84H177ZM190 87V88H191ZM198 87V85L196 86ZM200 84H199V88H200ZM203 87V86H202ZM208 87V86H207ZM239 87V85H238ZM237 87V88H238ZM159 88V87H158ZM161 88V87H160ZM161 88V89H162ZM167 88H170L167 87ZM166 88V90H168ZM189 88V89H190ZM198 88V91H199ZM212 88V87H211ZM210 88V89H211ZM236 88V89H237ZM241 88V87H240ZM17 89V88H16ZM61 89V88H59ZM173 88H171L172 90ZM176 89V88H175ZM197 89V88H196ZM209 89V90H210ZM214 89V88H213ZM212 89V90H213ZM234 89V88H233ZM20 90V88H19ZM57 90V91H56ZM154 90V89H153ZM179 90V89H178ZM181 90V89H180ZM202 90V89H201ZM209 90H207L209 93H211ZM220 90V89H219ZM238 90V89H237ZM21 91V90H20ZM19 91V92H20ZM23 91V90H22ZM21 91V93H22ZM148 93H147V92ZM162 91L166 92L164 89H162ZM169 91V90H168ZM167 91V92H168ZM173 91V90H172ZM217 91V90H216ZM236 91V90H234ZM239 91V90H238ZM237 91V92H238ZM263 91V90H262ZM28 92V91H27ZM160 92V91H159ZM155 93V94H161V93ZM177 90L175 92H173V97H174V93H176ZM180 92V91H179ZM192 92V91H191ZM202 92V91H201ZM215 92V91H214ZM213 92V93H214ZM218 92V91H217ZM221 92V91H220ZM223 92V91H222ZM231 92V91H230ZM229 92V93H230ZM236 92V93H237ZM16 93H18L16 91ZM25 93V92H24ZM23 93V94H24ZM189 93V92H188ZM224 93V92H223ZM222 93V94H223ZM228 93V94H229ZM232 93V92H231ZM234 93V94H236ZM264 93V92H263ZM151 94V92L149 93ZM153 94V92H152ZM151 94V95H152ZM155 94L153 96H155ZM171 94V93H168ZM177 94V93H176ZM181 94V93H179ZM197 94H199V92H197ZM201 94V93H200ZM199 94V96H200ZM203 94V93H202ZM201 94V95H202ZM206 94V93H205ZM215 94V93H214ZM17 95V94H15ZM21 95V94H20ZM27 95V94H26ZM31 95V94H30ZM35 95V94H34ZM164 95V94H163ZM183 95V94H182ZM186 95V94H185ZM188 95V94H187ZM186 95V96H187ZM213 95V94H212ZM230 95V94H229ZM242 93L239 92V96H241ZM260 95V94H259ZM22 96V95H21ZM165 96V95H164ZM178 96V95H176ZM180 96V95H179ZM204 96V95H203ZM211 96V95H210ZM209 96V97H210ZM214 96V95H213ZM219 95H217L218 97ZM237 96V95H235ZM25 97V96H24ZM23 97V98H24ZM27 97V96H26ZM29 97V96H28ZM27 97V98H28ZM32 97V96H31ZM29 97L30 101H32V98ZM34 97V96H33ZM157 97V96H156ZM161 97V96H160ZM169 98V96H167ZM198 97V96H197ZM202 97V96H201ZM200 97V98H201ZM206 96H204L205 98ZM208 97V98H209ZM228 97V95H227ZM231 97V96H230ZM242 97V96H241ZM263 98V95L261 96ZM260 97V98H261ZM20 98V97H19ZM187 98V97H186ZM203 98V97H202ZM203 98V100H204ZM213 98V97H212ZM234 98V97H233ZM237 98V97H236ZM251 98V97H250ZM258 98V96L256 97ZM259 98V99H260ZM261 98V99H262ZM26 99V98H24ZM172 98H170L171 100ZM175 99H181L179 97H175ZM174 99V100H175ZM185 99V98H184ZM211 99V98H210ZM217 99V98H216ZM220 99V98H218ZM254 99V98H253ZM157 100V99H156ZM159 100V99H158ZM161 100V99H160ZM183 100V97H182ZM202 100V99H201ZM200 100V101H201ZM214 100V98L212 99ZM248 100H250L248 98ZM246 100V101H248ZM252 100V98H251ZM248 101L249 103L251 102ZM263 103H264V99H262ZM22 101V100H21ZM29 101V100H28ZM124 101V102H123ZM162 101V100H161ZM160 101V102H161ZM169 100L166 101V103ZM173 101V100H172ZM171 101V102H172ZM186 101V100H185ZM217 101V100H216ZM257 101V100H256ZM89 102V101H88ZM163 102V101H162ZM170 102V104H171ZM175 102V101H174ZM205 102V101H204ZM203 102V104H204ZM215 104L214 101H212ZM223 102V101H222ZM225 102V101H224ZM233 101L231 100V103ZM248 102L246 104H248ZM261 102V101H260ZM33 103V102H32ZM87 103V102H86ZM91 104V101L89 102ZM94 103V102H93ZM165 103V101H164ZM230 101L228 104H230ZM254 103V102H253ZM256 103V102H255ZM258 103V102H257ZM262 103V104H263ZM89 104V106H91ZM96 104V103H95ZM161 104V103H160ZM183 104V103H182ZM187 104V103H186ZM202 104V103H201ZM200 104V105H201ZM206 104V103H205ZM204 104V105H205ZM261 104V103H260ZM168 105V104H166ZM181 105V104H180ZM197 105V103H196ZM199 105V106H200ZM219 105V104H217ZM221 105V103H220ZM230 105H225L226 107L230 106ZM242 105V104H241ZM250 105V104H249ZM252 105V102H251ZM250 105V106H251ZM81 106V105H79ZM95 106V105H94ZM96 106L98 107V105L96 104ZM105 106V107H106ZM118 106V105H117ZM123 106V107H125ZM162 106L165 107V105L163 104ZM178 106V105H176ZM175 106V107H176ZM185 105H183L184 107ZM189 106V105H187ZM185 106V107H187ZM208 106V105H207ZM224 106V107H225ZM247 106V105H246ZM253 106V105H252ZM251 106V107H252ZM257 106V105H256ZM260 106V105H259ZM9 107V108H8ZM93 107V106H91ZM102 107V106H101ZM122 107V106H121ZM167 107V106H166ZM165 107V108H166ZM174 107V109H175ZM218 107V106H217ZM222 107V106H221ZM225 107V108H226ZM240 107V106H239ZM238 107V108H239ZM243 107V106H242ZM241 107V108H242ZM255 107V106H254ZM258 107V106H257ZM256 107V108H257ZM262 107V106H261ZM260 107V108H261ZM8 108V109H7ZM104 108V106H103ZM102 108V109H103ZM116 108V107H115ZM119 108V107H118ZM170 108V105H169ZM182 108V106H181ZM201 108V107H200ZM215 108V107H214ZM219 108V107H218ZM223 108V107H222ZM224 108V109H225ZM231 108V107H230ZM240 108V109H241ZM247 108V107H246ZM90 109V108H89ZM93 109V108H92ZM173 109V108H172ZM176 109H179L176 107ZM198 109V108H197ZM229 109V108H227ZM250 109V107H249ZM263 109V108H262ZM87 110V109H86ZM194 110V109H193ZM252 110V108H251ZM254 110V109H253ZM256 110V109H255ZM110 111V110H109ZM115 111V109H114ZM177 111V110H176ZM173 111V112H176ZM202 111V109H201ZM209 111V110H208ZM227 111V110H225ZM229 111V110H228ZM227 111V112H228ZM230 111H232L230 109ZM244 111V109H243ZM263 111V110H262ZM89 112V111H88ZM93 112V111H92ZM113 112V110H112ZM117 112V111H115ZM114 112V113H115ZM126 112V113H125ZM200 112V111H199ZM205 112V111H204ZM241 112V111H240ZM256 112V111H255ZM34 113V111H33ZM84 113V112H83ZM179 113V112H177ZM181 113V111H180ZM209 113V112H208ZM243 113V112H241ZM260 113V112H259ZM64 114V113H63ZM95 114V113H93ZM99 114V113H98ZM198 114V113H197ZM203 114V113H202ZM232 114V113H230ZM262 114L264 115V113L262 112ZM261 114V115H262ZM51 115V114H50ZM72 115V114H71ZM70 115V116H71ZM178 115V114H177ZM224 115V114H223ZM222 115V116H223ZM49 116V114H48ZM47 116V117H48ZM69 118V114L67 115ZM103 116V115H102ZM111 116V115H110ZM164 116V115H162ZM183 116V115H181ZM221 116V115H220ZM221 116V117H222ZM227 116V115H226ZM236 117V115H233ZM241 116V114H240ZM239 116V117H240ZM1 117V116H0ZM50 117V116H49ZM60 117V115L58 116ZM62 117V116H61ZM85 117V116H84ZM91 117V115H90ZM107 117V116H105ZM178 117V116H177ZM202 117H206L203 116ZM220 117V118H221ZM86 118V117H85ZM99 118V117H97ZM95 118V119H97ZM101 118V117H100ZM173 118V117H172ZM228 118V117H227ZM49 119V118H48ZM50 119L52 120V118L50 117ZM57 118H55L56 121ZM60 119V118H58ZM70 119V118H69ZM66 119V120H69ZM76 119V118H75ZM75 119L72 117L71 121H75ZM87 119V118H86ZM167 119V118H165ZM205 119V118H203ZM218 119V118H217ZM225 119V115L224 118ZM229 119H233L232 116ZM1 120V118H0ZM65 120V121H66ZM79 120V119H78ZM207 120V119H206ZM220 120V119H219ZM227 120V119H226ZM49 121V120H48ZM47 121V122H48ZM59 121V120H58ZM61 121V120H60ZM63 123H66V122ZM70 121V120H69ZM81 121V120H80ZM98 121V120H96ZM164 121V120H163ZM166 121V120H165ZM198 121V120H196ZM217 121V120H216ZM215 121V122H216ZM230 121V120H229ZM228 121V123H230ZM1 122V121H0ZM4 122V121H3ZM52 122V121H51ZM88 122V121H87ZM94 122V121H93ZM167 122V121H166ZM224 122V121H223ZM227 122V121H226ZM58 124V122H56ZM61 123V122H59ZM164 123V122H163ZM183 123V122H182ZM227 123V124H228ZM234 123V122H233ZM232 123V124H233ZM54 124V123H53ZM71 122L68 124L70 125ZM74 124V122L72 123ZM179 124V123H178ZM219 124V123H218ZM221 124V123H220ZM231 124V123H230ZM231 124V125H232ZM240 123H238L239 125ZM1 125V123H0ZM3 125V124H2ZM47 125H51L50 122L49 124L47 123ZM60 125V124H59ZM67 125V126H68ZM80 125V123H79ZM76 126L79 127L80 126ZM225 125V122H224ZM20 126V127H19ZM65 128L66 126L63 125ZM71 126V125H70ZM75 126V125H74ZM73 126V127H74ZM179 126H181L179 124ZM184 126V125H183ZM4 127V126H3ZM17 127H19L21 129V132L23 134H33L32 133V129L37 127L36 130H40V132L38 131V133H40L38 136L40 137V141L38 140V143H33V145L31 146L30 143L32 142H28V140L26 141V145L25 147H21L18 144L20 143V137L19 134H17ZM52 127V126H51ZM54 127V126H53ZM57 128V126H55ZM59 127V126H58ZM69 127V126H68ZM72 127V128H73ZM132 127V126H131ZM222 127V125H221ZM240 127V126H238ZM48 128V127H47ZM60 128V127H59ZM75 128V127H74ZM83 128V126H82ZM128 128V127H127ZM130 128V127H129ZM178 130V127H176ZM175 128V129H176ZM232 128V127H231ZM234 128V129H233ZM231 130H233L234 134V139L232 138L231 140H234V144L238 143V141H240L239 137H237V131H239V128L237 130V127H233ZM55 129V128H53ZM78 129V128H75ZM133 129V128H132ZM221 129V128H220ZM224 131V128H222ZM35 130V131H36ZM74 130V129H73ZM82 130V129H81ZM85 130V129H84ZM203 130V129H202ZM219 130V128L217 129ZM12 131V133H11ZM54 131V130H53ZM51 130V132H53ZM70 132L71 130L67 129V132ZM76 133L77 131L80 132V130H75ZM87 130H85L86 132ZM90 131V130H89ZM96 131V130H94ZM222 131V130H221ZM50 132V133H51ZM66 132V130L64 131ZM73 132V131H72ZM71 132V133H72ZM82 132V131H81ZM152 132V131H151ZM155 132V131H154ZM219 132V131H218ZM232 132V131H231ZM230 132V133H231ZM232 132V133H233ZM240 132V131H239ZM36 133V132H35ZM50 133L48 135H50ZM71 133H68L69 135ZM95 133V132H94ZM146 133V134H147ZM158 133V134H157ZM182 133V132H181ZM179 133V134H181ZM217 133V132H216ZM52 134V133H51ZM58 134V133H57ZM80 134V133H79ZM77 134V135H79ZM92 134V133H91ZM147 134V135H148ZM152 134V133H150ZM149 134V135H150ZM220 135V133H217ZM216 134V136H217ZM223 134V132H222ZM56 135V134H55ZM65 135V133L63 134ZM84 135V134H83ZM146 135V137H147ZM148 135V136H149ZM155 135L157 136V141H158V147H156V149H154V151L151 152L152 154V159H150V161L152 160V162H156V163H167L169 160L170 161H179V162H184V161H191L193 162L194 158H192L193 160H190V157L187 156V152L184 154L183 152H181L182 148H180V146L178 145V143H173L172 140H170L169 138H167L163 133L161 132H156ZM232 135V134H231ZM37 136V137H38ZM57 136V135H56ZM60 136V135H59ZM73 138H74V132H73ZM71 136V137H72ZM76 136V135H75ZM85 136V135H84ZM92 136V135H91ZM94 136V135H93ZM181 136V135H179ZM28 137V136H27ZM33 137V136H31ZM52 137V136H51ZM68 137V135L66 136ZM86 137V136H85ZM97 137V136H96ZM221 137H223L221 135ZM53 138V137H52ZM50 138V139H52ZM59 137H57L58 139ZM63 138V137H61ZM78 138V136H77ZM87 138V137H86ZM85 138V139H86ZM91 138V137H90ZM94 138V137H92ZM99 138V136H98ZM135 138V137H134ZM148 138V137H147ZM146 138V141L148 140ZM172 138V137H171ZM176 138V135H175ZM238 138V139H237ZM257 138V137H256ZM32 139V138H31ZM34 139V138H33ZM49 138L47 137V140ZM55 140L54 142H58L59 140ZM84 139V142H85ZM145 139V137H144ZM200 139V138H199ZM264 139V138H263ZM61 140V139H60ZM62 140H65L64 138ZM74 140V139H73ZM76 140V139H75ZM93 140V139H92ZM228 140L225 139V141ZM230 140V138H229ZM257 140V139H256ZM22 141V140H21ZM67 141V140H66ZM70 141V140H69ZM69 141H67L69 143ZM80 141V140H79ZM83 141V140H82ZM119 141V140H118ZM246 142V140H244ZM36 142V141H33ZM51 142V143H54ZM87 142V141H86ZM94 142L96 143V140H93V142H91L92 144H94ZM138 142V141H137ZM181 142V141H180ZM179 142V143H180ZM228 142V141H227ZM231 142V141H230ZM233 142V141H232ZM116 143V142H115ZM226 143V142H225ZM261 143V142H260ZM34 144L37 146L35 147ZM61 144V142H60ZM64 145V142L62 143ZM67 144V143H66ZM91 144V146H92ZM98 144V143H97ZM110 144V143H109ZM120 144V143H119ZM144 144V143H143ZM184 144V143H183ZM229 144V143H228ZM22 145V144H21ZM52 145V144H51ZM104 145V144H103ZM138 145V144H137ZM142 145V144H141ZM149 145V144H147ZM189 145V144H188ZM187 145V147H189ZM231 145V143L229 144ZM53 146V145H52ZM55 146H60L59 144H55ZM67 146V145H65ZM99 145H97L96 147H98ZM105 146V145H104ZM110 147H113V145L111 146V144L109 145ZM108 146V147H109ZM140 146V145H139ZM146 146V145H145ZM144 146V147H145ZM151 146V145H150ZM149 146V147H150ZM184 146V145H182ZM192 146V145H190ZM225 146V145H224ZM228 146V145H227ZM236 146V144L234 145ZM233 146V147H234ZM246 146V145H245ZM254 146V145H253ZM262 146V145H261ZM54 147V146H53ZM95 147V144H94ZM107 147V146H106ZM120 147V146H119ZM147 147V146H146ZM149 147H147V149H149ZM152 147V146H151ZM221 147V146H220ZM230 148V146H228ZM251 147V146H250ZM259 147V145H258ZM256 146V148H258ZM58 148V147H57ZM56 148V149H57ZM62 148V147H61ZM59 147V149H61ZM64 148V147H63ZM104 148V147H101ZM186 148V147H185ZM196 148V147H195ZM254 148V147H253ZM55 149V148H54ZM66 149V148H65ZM109 149V148H108ZM118 149V148H117ZM140 149V148H139ZM145 149V148H144ZM184 149V148H183ZM198 149V148H197ZM223 149V148H222ZM236 149V148H235ZM238 149V148H237ZM240 149V148H239ZM238 149V150H239ZM245 149V147L243 148ZM250 149V148H249ZM259 149V148H258ZM7 150V149H6ZM10 150V149H9ZM64 150V149H63ZM115 150V149H114ZM137 150V149H136ZM141 150V149H140ZM150 150V149H149ZM192 151V149H189ZM194 150V148H193ZM231 150V149H230ZM229 150V151H230ZM65 151V150H64ZM102 151V150H101ZM117 151V150H116ZM148 151V150H147ZM185 151V150H184ZM190 151V152H191ZM201 151V149L199 150ZM233 151V150H232ZM231 151V152H232ZM235 151V150H234ZM253 151V150H251ZM260 153H262V150L260 149ZM264 151V148H263ZM100 152V150H99ZM139 153L141 151H138ZM189 152V155H190ZM195 152V151H192ZM191 152V155H192ZM210 152V151H209ZM240 152V151H238ZM244 152V151H243ZM246 152H250L249 150H247ZM20 154L21 159L17 157V154ZM143 153V152H141ZM199 153V152H197ZM213 153V152H212ZM233 153H237V152H233ZM242 154V149L241 152ZM247 153V154H248ZM252 153V152H250ZM256 153V152H255ZM63 154V153H62ZM103 154V153H101ZM107 154V153H106ZM109 154V153H108ZM144 154V153H143ZM143 154L142 155L143 157ZM148 154V153H147ZM150 154V153H149ZM227 154V153H226ZM232 154V153H231ZM246 154V155H247ZM253 154V153H252ZM48 155V154H47ZM110 155V154H109ZM108 155V157H109ZM138 155V154H137ZM194 155V154H193ZM192 155V156H193ZM202 155V152H201ZM229 155V154H228ZM233 156H235L234 154H232ZM244 155V153H243ZM261 155V154H260ZM259 155V156H260ZM34 156L36 157L35 159ZM56 156V155H55ZM67 156V155H66ZM107 156V155H105ZM104 156V157H105ZM148 157V155H145ZM204 156V155H203ZM212 156V155H211ZM223 156V155H222ZM221 156V157H222ZM225 156V154H224ZM237 156V154H236ZM128 157V156H127ZM139 157V156H138ZM137 157V158H138ZM141 157V158H142ZM206 157V156H205ZM220 156H218L219 158ZM230 157V155H229ZM228 157V158H229ZM256 157V154H255ZM263 157V154H262ZM112 158V157H111ZM140 158V157H139ZM140 158V159H141ZM150 158V157H149ZM227 158V157H226ZM259 158V157H258ZM208 159V158H207ZM212 159V158H211ZM216 159V158H215ZM231 159V158H230ZM233 159V158H232ZM231 159V160H232ZM257 159V157L255 158ZM260 159V158H259ZM36 160V161H34ZM135 160V159H134ZM214 160V159H213ZM230 160V161H231ZM262 160L264 161V158H262ZM21 161V164H19V162ZM139 161V160H138ZM148 159V162H150ZM137 162V161H136ZM226 162V161H225ZM229 162V161H228ZM262 162V161H260ZM151 163V162H150ZM177 163V162H176ZM187 163V162H184ZM143 163L140 164H126V166H124L121 170L124 171V175H131V176H139L141 178H144V173H145V169H146V164H144V168L142 167ZM154 163H152L153 165ZM188 164V163H187ZM228 164V163H227ZM244 164V163H243ZM82 165V164H81ZM262 165V164H261ZM248 166V165H247ZM241 167V165H240ZM243 167V166H242ZM133 168H135L138 172L140 173H135L133 171ZM249 168V167H248ZM242 169V168H241ZM245 169V168H244ZM250 169V168H249ZM73 171V170H72ZM81 171V170H79ZM246 171V169H245ZM14 172V173H15ZM5 173V172H4ZM5 173V174H6ZM85 173V172H84ZM246 173V172H245ZM18 174V172H17ZM20 174V173H19ZM18 174V175H19ZM23 174V173H22ZM89 174V173H87ZM14 175V174H13ZM27 175V174H26ZM253 175V173H252ZM251 175V176H252ZM12 176V175H11ZM17 176V175H15ZM22 176V175H21ZM254 176V175H253ZM13 177V176H12ZM86 177V176H85ZM5 178V177H4ZM19 178V177H18ZM28 178V177H27ZM88 178V177H87ZM157 178V177H156ZM16 179V177H15ZM259 179V178H258ZM23 181V179H21ZM28 180V179H26ZM25 180V181H26ZM13 181V179H12ZM17 181V179H16ZM24 181V182H25ZM8 182V181H6ZM19 182V181H18ZM36 182H38V185L36 184ZM157 182V180L154 179H148L145 183H155ZM16 183V182H15ZM28 183V182H27ZM100 183V182H99ZM142 183V182H141ZM260 183V181H259ZM258 183V185H259ZM3 184V183H2ZM17 184V183H16ZM23 184V183H22ZM7 185V183H6ZM9 185V183H8ZM24 185V184H23ZM22 185V186H23ZM58 185L59 184L58 182ZM58 185L56 187H58ZM82 185V184H81ZM257 185V186H258ZM1 186V185H0ZM16 186V185H14ZM54 187V189H56ZM104 186V185H103ZM262 186V185H260ZM9 187V186H8ZM38 187L37 190L39 189ZM80 187V186H79ZM98 187V186H97ZM101 187V186H100ZM1 188V187H0ZM82 188V187H81ZM88 188V187H87ZM13 189V186H12ZM16 189V187L14 188ZM39 189V190H40ZM80 189V188H79ZM84 189V188H83ZM95 189V188H94ZM99 189V188H98ZM97 189V190H98ZM101 189V188H100ZM5 190V189H4ZM10 190V189H9ZM44 190V191H43ZM88 190V189H87ZM87 190H86V194H87ZM12 191V190H11ZM15 191V190H14ZM35 192L34 189H32L30 192ZM53 191V189H52ZM252 191V190H251ZM2 192V191H1ZM8 192V191H7ZM10 192V191H9ZM39 192V193H40ZM49 192V191H48ZM54 192V191H53ZM57 192V191H56ZM88 192H90L88 190ZM28 193V192H27ZM38 193V194H39ZM9 194V193H8ZM20 194V192L18 193ZM26 194V193H25ZM33 194V193H32ZM31 194V195H32ZM35 194V193H34ZM33 194V195H34ZM47 195V194H46ZM54 195V193H53ZM62 195V194H60ZM59 195V197H60ZM88 195V194H87ZM86 195V196H87ZM17 196V195H16ZM25 196V195H24ZM85 196V195H84ZM262 196V195H261ZM50 197V196H49ZM53 197V196H51ZM58 197V196H57ZM58 197V198H59ZM64 197V196H63ZM259 197V194H258ZM264 197V196H263ZM13 198V196H12ZM25 198V197H24ZM27 198V197H26ZM35 198V197H33ZM48 198V197H47ZM55 198V197H54ZM53 198V199H54ZM62 198V197H60ZM85 198V197H84ZM83 198V200H85ZM30 199V198H29ZM36 199V198H35ZM52 199V200H53ZM56 199V198H55ZM208 199V197H207ZM252 199V198H250ZM22 200V198H21ZM26 200V199H25ZM48 200V199H47ZM61 200V199H60ZM225 200V199H224ZM236 200V199H235ZM246 200V199H245ZM248 200V199H247ZM264 200V198H263ZM23 201V200H22ZM30 201V200H28ZM32 201V200H31ZM51 201V200H49ZM48 201V202H49ZM251 201V200H250ZM35 202V201H34ZM44 202V201H43ZM46 202V200H45ZM52 202V201H51ZM89 202V201H88ZM253 202V201H252ZM251 202V203H252ZM20 203V201H19ZM23 203V202H22ZM27 203V202H25ZM36 203V202H35ZM33 203V204H35ZM42 203V202H41ZM47 203V202H46ZM63 203V201H62ZM84 203V202H83ZM209 203V202H208ZM17 204V203H16ZM31 204V202H30ZM43 204V203H42ZM45 204V203H44ZM66 204V203H65ZM211 204V203H210ZM213 204V203H212ZM14 205V204H13ZM20 206V204H17ZM14 205V206H17ZM38 205V204H37ZM50 205V204H49ZM206 205V204H204ZM247 205V204H246ZM28 206V205H27ZM55 206V205H54ZM68 206V204H67ZM37 208V206H35ZM42 207V206H41ZM40 207V209H42ZM51 207V206H50ZM56 207V206H55ZM228 207V206H227ZM19 208V207H18ZM28 208H30L28 206ZM57 208V207H56ZM209 208V207H208ZM234 208V207H232ZM39 209V207H38ZM58 209V208H57ZM61 209V208H60ZM219 210V208H217ZM229 209V208H228ZM227 209V211H229ZM22 210V209H21ZM25 210V209H24ZM210 210V209H209ZM214 210V209H213ZM233 210V209H232ZM244 210V209H243ZM251 210V209H250ZM254 209H252L253 211ZM256 210V209H255ZM254 210V211H255ZM259 210V209H258ZM1 211V210H0ZM23 211V210H22ZM25 211H28L27 209ZM39 211V210H38ZM35 211V212H38ZM41 211V210H40ZM60 211V210H59ZM212 211V208H211ZM216 211V209L214 210ZM226 211V210H225ZM231 211V210H230ZM248 211V209H247ZM261 211V208H260ZM206 212V211H205ZM241 212V210H240ZM30 213V212H29ZM223 213V212H222ZM221 213V214H222ZM231 213V212H230ZM236 213V212H235ZM239 213V212H238ZM237 213V214H238ZM261 213H264L261 211ZM1 214V213H0ZM4 214V212H3ZM26 214H28L26 212ZM32 214V213H30ZM50 214V213H49ZM92 214V213H91ZM90 214V215H91ZM224 214V213H223ZM228 214V213H227ZM226 214V215H227ZM240 214V213H239ZM242 214V213H241ZM254 214V212H253ZM259 214V213H258ZM7 215V214H6ZM36 215V214H34ZM206 215V214H205ZM210 215V214H209ZM213 215V214H212ZM19 216V215H18ZM33 216V215H32ZM39 216V215H37ZM36 216V217H37ZM222 216V215H221ZM224 216V215H223ZM239 216V215H238ZM245 216V215H244ZM253 216V215H252ZM259 216V215H258ZM258 216L256 217V219L258 218ZM261 216V215H260ZM12 218L11 216H7L6 218ZM94 217V216H93ZM96 217V216H95ZM219 217V214H218ZM228 217V216H227ZM240 217V216H239ZM249 217V216H248ZM19 218V217H18ZM25 218V217H24ZM34 218V217H33ZM76 218V217H75ZM87 218V217H86ZM216 218V217H215ZM225 218V217H224ZM244 218V217H243ZM1 219V218H0ZM16 219V218H15ZM20 219L23 220L22 217H20ZM79 219V218H78ZM89 219V217H88ZM93 219V218H92ZM227 219V218H226ZM236 219V218H235ZM238 219V218H237ZM252 219V218H251ZM255 219V218H254ZM253 219V220H254ZM5 220V219H4ZM10 220V219H9ZM29 220V219H28ZM47 220V218H46ZM55 220V219H54ZM75 220V219H73ZM81 219H79L80 221ZM87 220V219H86ZM85 220V221H86ZM218 220V219H217ZM225 220V219H224ZM229 220V219H228ZM2 221V220H1ZM21 221V220H20ZM25 221V219H24ZM23 221V222H24ZM27 221V219H26ZM31 221V220H29ZM28 221V222H29ZM43 221V220H41ZM48 221V220H47ZM44 222V223H47ZM68 221V220H67ZM77 222V218L75 220ZM78 221V222H79ZM82 221V220H81ZM90 222V220H88ZM87 221V222H88ZM227 221V220H226ZM234 221V219H233ZM239 221V220H238ZM237 221V222H238ZM241 221V220H240ZM243 221V220H242ZM245 221V220H244ZM249 221V220H248ZM255 221V220H254ZM262 221V220H261ZM22 222V221H21ZM20 222V223H21ZM22 222V223H23ZM39 222V221H38ZM71 222V221H70ZM75 222V223H76ZM77 222V223H78ZM209 222V219H208ZM225 222V221H224ZM228 222V221H227ZM226 222V223H227ZM232 222V221H231ZM230 222V223H231ZM252 222V220H251ZM250 222V223H251ZM258 222V221H257ZM6 225L8 224L7 222H5ZM11 223V222H10ZM25 223V222H24ZM32 223V222H30ZM52 223V222H51ZM67 223V222H64ZM69 223V222H68ZM92 223V222H91ZM89 223V224H91ZM207 223V221H206ZM213 223V221H212ZM221 223V222H220ZM235 223V222H234ZM242 223V222H241ZM246 225H248V222H245ZM261 223V222H260ZM1 224V223H0ZM33 224V223H32ZM43 223H41L40 225L42 226ZM50 224V223H49ZM71 224V223H70ZM80 224V222H79ZM79 224H77L79 226ZM82 225L84 224L83 221L81 223ZM88 224V223H87ZM86 224V226H87ZM223 224V223H222ZM228 224V223H227ZM4 225V224H3ZM5 225V226H6ZM24 227V224H22ZM26 225H29V223ZM36 225V223H35ZM38 225V226H40ZM73 224L69 225L72 226ZM74 226V227H77ZM85 225V224H84ZM94 225V224H93ZM91 225V226H93ZM212 226V224H210ZM214 225V224H213ZM217 225V224H216ZM250 225V224H249ZM4 226V228H5ZM9 226V225H8ZM7 226V227H8ZM18 226V224H17ZM21 226V225H20ZM32 226V225H31ZM37 226V225H36ZM35 226V228H37ZM44 226V224H43ZM64 226L66 227V225L64 224ZM85 226V228H86ZM89 226V225H88ZM215 226V225H214ZM239 226V225H238ZM254 226V224L252 225ZM257 226V224H256ZM263 226V224H262ZM21 227V229L23 228ZM30 227V226H29ZM46 227V226H45ZM62 227V226H61ZM80 227V226H79ZM78 227V228H79ZM97 227V226H96ZM243 227V226H242ZM251 227V225H250ZM260 227V226H259ZM3 228V227H2ZM17 228V227H16ZM19 228V227H18ZM31 228V227H30ZM42 228V227H41ZM50 228V227H49ZM68 226L65 228L67 229ZM72 228V227H71ZM69 227V230L72 231ZM77 228V229H78ZM84 228V226L82 227V229ZM84 228V229H85ZM210 228V227H209ZM215 228V227H213ZM232 228V227H231ZM240 228V227H239ZM248 228V226L246 227V229ZM262 228V227H261ZM1 229V228H0ZM25 229H27L25 227ZM62 229V228H61ZM64 229V231H65ZM76 229V231H78ZM79 228V230H82ZM89 229V227H88ZM93 229V228H91ZM90 229V230H91ZM103 229V228H102ZM108 229V228H107ZM131 229V228H130ZM263 229V228H262ZM2 230V229H1ZM0 230V232H1ZM16 230V229H15ZM37 230V229H35ZM41 230V229H40ZM74 230V229H73ZM95 230V227H94ZM105 231V229H103ZM215 230V229H214ZM224 230V229H223ZM244 230V227H243ZM22 231V230H21ZM38 231V230H37ZM43 231V230H41ZM47 231V230H46ZM59 231V230H58ZM57 231V232H58ZM67 232H69L68 230H66ZM65 231V232H66ZM84 231V230H83ZM88 231V230H87ZM251 231V230H250ZM248 230V232H250ZM257 231V230H254ZM11 232V231H10ZM20 232V231H17ZM16 232V234H17ZM27 232V231H26ZM29 232V231H28ZM35 232V231H34ZM45 232V231H44ZM48 232V231H47ZM74 232V231H73ZM72 232V233H73ZM80 232V231H79ZM86 232V231H85ZM93 232V230H92ZM96 232V231H95ZM94 232V233H95ZM233 232V231H232ZM247 232V231H245ZM259 232V231H258ZM25 233V232H24ZM40 233V231H39ZM52 233V232H50ZM54 233V232H53ZM60 233V232H59ZM58 233V235H59ZM61 233H64L63 231H61ZM71 233V232H70ZM78 233V232H76ZM74 234V236H76L77 234ZM91 233V232H90ZM262 233V232H261ZM10 234V233H9ZM8 234V236H9ZM12 234V233H11ZM10 234V236H11ZM14 234V235H16ZM26 234V233H25ZM38 234V232H37ZM41 234V233H40ZM55 234V233H54ZM57 234V233H56ZM55 234V236H56ZM65 234V233H64ZM81 234V233H79ZM78 234V235H79ZM84 234V233H83ZM97 234V233H96ZM227 234V232H226ZM251 234V233H250ZM249 234V235H250ZM24 235V234H23ZM34 235V234H32ZM48 235V234H47ZM50 235V234H49ZM95 235V234H94ZM230 235V234H229ZM242 235V234H240ZM20 236V235H19ZM26 236V235H25ZM37 236V235H35ZM54 236V237H55ZM67 237V234L65 235ZM81 236V235H80ZM79 236V237H80ZM85 236V235H84ZM86 236H88V234L86 233ZM236 236V235H235ZM244 236V235H243ZM248 236V235H247ZM29 237V236H28ZM27 237V238H28ZM38 237V236H37ZM46 237V236H45ZM44 240L45 241V238ZM89 237V236H88ZM87 237V238H88ZM92 237V236H90ZM234 238V236H232ZM241 237V236H240ZM12 238V236H11ZM36 238V237H35ZM40 238V237H39ZM53 238V236H52ZM51 238V240H53ZM60 238V237H59ZM62 238V237H61ZM72 238V237H70ZM70 238H67L68 240ZM76 238V237H75ZM83 238V237H82ZM93 238V237H92ZM91 238L92 243L94 240ZM238 238V237H237ZM248 238H250L248 236ZM9 239V238H8ZM6 237V240H8ZM30 239V238H29ZM43 239V237H42ZM10 240V239H9ZM15 240V239H14ZM27 240V239H26ZM32 240V239H31ZM36 240V239H35ZM35 240L33 242H35ZM48 240V239H47ZM66 240V238L64 239ZM142 240V239H141ZM250 240V239H249ZM255 240L258 239L256 238ZM262 240V239H261ZM259 240V241H261ZM38 241V240H37ZM42 241V240H41ZM42 241V242H43ZM57 241V240H56ZM62 241V240H59ZM67 241V240H66ZM80 241H85V239ZM88 241V240H86ZM254 241V240H252ZM21 242V241H20ZM39 242V241H38ZM53 242V241H52ZM51 242V243H52ZM70 242V241H69ZM73 242V241H72ZM72 242H71V246H72ZM79 242V240H78ZM255 242V241H254ZM256 242V243H257ZM18 243V242H17ZM26 243V242H25ZM49 242V244H51ZM56 243V242H55ZM75 243V242H74ZM73 243V244H74ZM80 243V242H79ZM91 243V242H89ZM116 243V242H115ZM126 243V242H125ZM12 244V243H11ZM19 244V243H18ZM17 244V245H18ZM39 243H37L38 245ZM84 244V243H83ZM81 243V245H83ZM88 244V243H87ZM86 244V245H87ZM117 244V243H116ZM127 244V243H126ZM144 244V243H143ZM2 245V244H1ZM13 245V244H12ZM15 245V246H17ZM54 245V244H53ZM63 245V243H62ZM65 245V244H64ZM63 245V246H64ZM79 245V244H78ZM85 245V244H84ZM92 245V244H90ZM142 245V244H141ZM147 245V244H144ZM264 245V244H263ZM262 245V246H263ZM14 246V245H13ZM46 247V245H44ZM50 246V245H49ZM60 246V245H57ZM62 248H65L63 247ZM69 246V245H68ZM75 246V245H74ZM148 246V245H147ZM4 247V246H3ZM6 247V246H5ZM18 247V246H17ZM33 247V246H32ZM39 247V246H37ZM44 247V248H45ZM52 247V244H51ZM55 247V245H54ZM78 247V246H77ZM80 247V246H79ZM85 247V246H83ZM127 247V246H125ZM141 247V246H140ZM15 248V247H14ZM23 248V247H22ZM35 248V247H34ZM41 248V246L39 247ZM38 248V249H39ZM53 248V247H52ZM62 248L60 251H62ZM68 248V247H67ZM128 248V247H127ZM126 248V249H127ZM131 248V247H129ZM139 248L138 246L136 248L133 249H137ZM149 248H151L149 246ZM154 248V247H153ZM1 249V248H0ZM8 249V248H7ZM11 249V248H10ZM55 249V248H54ZM57 249V247H56ZM59 249V247H58ZM77 249V248H76ZM85 249V248H84ZM124 249V248H123ZM132 248L130 249L131 251L133 250ZM140 249V248H139ZM138 249V250H139ZM147 249V247H146ZM158 249V248H157ZM156 249V250H157ZM2 250V249H1ZM9 250V249H8ZM16 250V248H15ZM43 250V249H42ZM41 250V251H42ZM77 250L78 253L80 252V248H78ZM86 250V249H85ZM125 250V249H124ZM129 250V249H128ZM151 250V249H150ZM161 251V249H159ZM7 251V250H6ZM58 251V250H57ZM56 251V252H57ZM64 251V250H63ZM83 250H81V253ZM90 251V250H89ZM93 251V250H92ZM141 251V250H140ZM154 251V250H153ZM158 251V250H157ZM157 251L155 252V254L157 253ZM9 252V251H8ZM20 252V249L19 251ZM44 252V251H43ZM50 252V251H49ZM69 252V251H68ZM94 252V251H93ZM139 252V251H136ZM135 251L133 253H136ZM31 253V252H30ZM29 253V254H30ZM38 253V252H37ZM48 253V252H47ZM62 253V252H61ZM72 253V252H71ZM71 253L69 252L68 254L71 255ZM89 253V252H88ZM92 253V252H91ZM144 253L145 250H144ZM149 253V252H148ZM147 253V255L149 256V254ZM24 254V253H23ZM58 254V253H57ZM65 254L68 256L67 252L65 251ZM64 254V255H65ZM76 253H74L75 255ZM84 254L85 251H84ZM93 254V253H92ZM154 254V255H155ZM157 254H160L157 253ZM156 254V255H157ZM132 255V254H131ZM139 255H141L139 253ZM152 255V254H151ZM10 256V255H9ZM12 256V255H11ZM25 256V255H24ZM58 256V255H57ZM77 256H79L77 254ZM134 256V255H132ZM136 256V255H135ZM134 256V257H135ZM138 256V255H137ZM2 257V256H1ZM4 257V256H3ZM7 257V256H6ZM30 257V256H29ZM70 257V256H68ZM68 257H66L68 259ZM83 257V255H82ZM94 257V255H93ZM146 257V256H145ZM151 257V256H150ZM156 257V256H155ZM161 257V256H160ZM8 258V257H7ZM25 258V257H24ZM28 258V256H27ZM26 258V259H27ZM38 257H36L37 259ZM60 258V257H59ZM72 258V257H71ZM86 258V257H84ZM90 258V257H89ZM96 258V257H95ZM158 258V257H157ZM3 259V258H2ZM12 259V258H10ZM15 259V258H13ZM12 259V260H13ZM22 259V258H21ZM35 259V258H34ZM28 260L29 264H45L44 261L41 260ZM82 259V258H81ZM80 259V260H81ZM132 259V258H131ZM150 259V258H149ZM161 259V258H160ZM163 259V258H162ZM165 259V258H164ZM18 260L20 261V258H18ZM16 260V262L18 261ZM24 260V259H23ZM22 260V261H23ZM43 260V259H42ZM76 260V259H75ZM67 261V260H66ZM97 261V260H96ZM137 261L139 262L140 260L137 259ZM135 261V262H137ZM159 262V259L157 260ZM163 261V260H162ZM231 261V259H230ZM14 262V261H13ZM25 262V260L23 261ZM62 262V261H61ZM78 262V261H77ZM80 262V261H79ZM78 262V263H79ZM104 262V261H103ZM133 262V264L135 263ZM151 262V261H150ZM4 263V262H3ZM15 263V262H14ZM18 263V262H17ZM53 263V262H52ZM63 263V262H62ZM67 263V262H66ZM96 263V262H95ZM131 263V262H130ZM157 264V262H155ZM164 263V262H163ZM224 263V262H223ZM227 263H229L227 261ZM6 264V263H5ZM21 264H24L21 262ZM49 264V263H48ZM56 264V263H55ZM61 264V263H60ZM80 264V263H79ZM82 264V263H81ZM85 264H94L93 262L90 261H86ZM106 264V263H104ZM125 264V263H124ZM129 264V263H128ZM144 264V263H143ZM159 264V263H158ZM165 264V263H164ZM169 264V262L167 263ZM235 264V263H234ZM242 264V263H240ZM245 264V263H243Z\"/></svg>", "mask_w": 264, "mask_h": 264}, {"label": "built area", "instance_id": "obj_3", "mask_svg": "<svg viewBox=\"0 0 264 264\" xmlns=\"http://www.w3.org/2000/svg\"><path fill=\"white\" fill-rule=\"evenodd\" d=\"M142 167L144 168V163L142 164ZM120 171L122 172L123 176H124V171L120 169ZM133 171L135 173H140L138 172L135 168H133ZM138 176V175H137ZM140 176V175H139ZM140 177H137L136 179L138 180V186L140 187V190L142 192V194L145 196V200H147L148 198H150L151 196H157V195H162L164 193H166L170 187H168V183L166 180H157V182L151 184V183H141L140 182Z\"/></svg>", "mask_w": 264, "mask_h": 264}]
</instances>
